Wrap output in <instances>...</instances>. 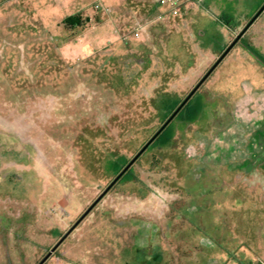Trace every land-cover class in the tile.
Segmentation results:
<instances>
[{
	"label": "rangeland",
	"instance_id": "rangeland-1",
	"mask_svg": "<svg viewBox=\"0 0 264 264\" xmlns=\"http://www.w3.org/2000/svg\"><path fill=\"white\" fill-rule=\"evenodd\" d=\"M185 1L0 0V264H39L115 179L107 160L132 159L165 94L187 97L248 24L204 47L218 15ZM245 39L264 55V12ZM191 99L208 120L153 145L170 170L136 165L149 194L109 191L44 264H264V64L239 43Z\"/></svg>",
	"mask_w": 264,
	"mask_h": 264
},
{
	"label": "trees",
	"instance_id": "trees-1",
	"mask_svg": "<svg viewBox=\"0 0 264 264\" xmlns=\"http://www.w3.org/2000/svg\"><path fill=\"white\" fill-rule=\"evenodd\" d=\"M205 5L208 10L214 11L215 14L218 15V19L216 20H208L204 19V21H209L208 28L205 29V36L202 39L203 42H207L206 45L214 44L215 46L220 48L221 40L220 37L213 33V29L216 25H222L225 27H229L231 29H237L240 23V18L245 17L247 19V23L254 17V15L259 11V9L264 5V0H259L258 3L255 0H206ZM88 18L83 19L80 14H76L75 16L66 19L64 25L67 28H84ZM246 23V24H247ZM248 33V32H247ZM246 33V34H247ZM245 34V36H246ZM245 36L239 41L242 43L244 48L254 57L259 59L264 64V55L260 50V46L258 44H250L245 39ZM239 43L237 45H239ZM227 49V47H223L221 49V53ZM163 98L165 100L164 105L159 110V116L161 117L162 125L166 122V120L173 114V112L178 108V106L183 102V99H173L172 97L166 96ZM158 102H155V106L158 105ZM158 108V106H156ZM213 108H216L214 106ZM210 112L209 104L206 101L205 103H193V99L184 106V108L180 111V113L175 117V119L168 125V127L156 138L153 144L140 156V158L135 162V164L122 176V178L112 187V190H120V191H128L132 194H137L138 196L145 197L149 193L147 189L144 188V184L142 180L139 178L138 173L136 171V165L142 161H145L147 165H149L151 170H156L159 167H166L170 170V165H168L162 156L161 153H157L153 151V145L159 142L162 138H164L165 133L168 130L174 129L176 124H179L181 127L187 124H191L194 121L200 122L202 124L206 123L208 120V115ZM177 122V123H176ZM159 130V129H158ZM157 130V131H158ZM156 131V132H157ZM155 132V133H156ZM154 133V134H155ZM148 141H146L147 143ZM143 143V146L146 144ZM164 147L170 148L173 144L171 141H164ZM172 144V145H171ZM152 147V148H151ZM151 148V151H149ZM167 150V149H166ZM170 150V149H168ZM132 159H128L124 155H118V160L114 161L112 159H108V172L112 173V176H118L120 172L125 168V166ZM182 163L185 164L186 170L185 175H187L193 169V163L188 159H182ZM166 163V166L164 165ZM177 184L178 180L176 179ZM179 185V184H178ZM184 186L180 188L183 190ZM59 249V248H58ZM57 249V250H58Z\"/></svg>",
	"mask_w": 264,
	"mask_h": 264
},
{
	"label": "water",
	"instance_id": "water-1",
	"mask_svg": "<svg viewBox=\"0 0 264 264\" xmlns=\"http://www.w3.org/2000/svg\"><path fill=\"white\" fill-rule=\"evenodd\" d=\"M264 5L259 9V11L254 15V17L248 22V24L243 28V30L237 35L233 42L227 47L219 59L213 64V66L208 70V72L203 76V78L198 82V84L193 88V90L187 95L183 102L178 106V108L173 112V114L166 120V122L159 128V130L148 140V142L141 148V150L132 158V160L125 166V168L120 172L118 176L109 184V186L103 191V193L91 204V206L82 214V216L76 221V223L63 235L60 241L47 253L43 260L39 264H44L61 246L65 239L79 226V224L92 212V210L97 206V204L108 194L112 187L122 178V176L135 164V162L140 158V156L153 144L156 138L168 127V125L175 119V117L180 113L184 106L190 101V99L196 94V92L201 88V86L207 81V79L214 73L217 67L223 62V60L228 56V54L233 50V48L239 43V41L245 36L252 25L257 21V19L263 14Z\"/></svg>",
	"mask_w": 264,
	"mask_h": 264
},
{
	"label": "built area",
	"instance_id": "built-area-1",
	"mask_svg": "<svg viewBox=\"0 0 264 264\" xmlns=\"http://www.w3.org/2000/svg\"><path fill=\"white\" fill-rule=\"evenodd\" d=\"M159 4L162 6H167L170 14H172L173 16H178L184 6V4L186 3L185 0H158ZM96 9L97 10H102L105 13H110L111 10L109 8H103L101 5L97 4L96 5ZM135 37L139 38V32L135 33Z\"/></svg>",
	"mask_w": 264,
	"mask_h": 264
},
{
	"label": "crops",
	"instance_id": "crops-1",
	"mask_svg": "<svg viewBox=\"0 0 264 264\" xmlns=\"http://www.w3.org/2000/svg\"><path fill=\"white\" fill-rule=\"evenodd\" d=\"M186 4H188V3H185L182 9H184V7H185ZM167 9H168V8H167ZM158 20H160V19H157V21H158Z\"/></svg>",
	"mask_w": 264,
	"mask_h": 264
}]
</instances>
